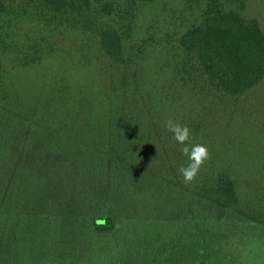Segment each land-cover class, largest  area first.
<instances>
[{
  "label": "trees",
  "instance_id": "1",
  "mask_svg": "<svg viewBox=\"0 0 264 264\" xmlns=\"http://www.w3.org/2000/svg\"><path fill=\"white\" fill-rule=\"evenodd\" d=\"M57 58L96 75L17 83ZM258 103L264 0H0V264H264V151L232 126ZM169 121L208 149L190 183Z\"/></svg>",
  "mask_w": 264,
  "mask_h": 264
},
{
  "label": "rangeland",
  "instance_id": "2",
  "mask_svg": "<svg viewBox=\"0 0 264 264\" xmlns=\"http://www.w3.org/2000/svg\"><path fill=\"white\" fill-rule=\"evenodd\" d=\"M155 41L148 42L147 46H145L147 48L146 50L149 53L150 58L154 59L155 61H159L161 59L160 58L158 60L159 52L160 50H164L166 52V56H171L172 62L177 61V57H175V54H177L178 52L177 49H172L170 45L163 41H161L162 44ZM168 41L171 44H175L173 42V39L171 38H168ZM57 59L51 60L47 64H44L37 69L22 70L17 72V83L20 86L24 87L26 90L35 92L38 91L43 85L47 84L48 78L56 73H66L67 78H69L71 82H82L84 78H87V75H96L94 74L95 72L93 69L77 70L76 68L68 65L65 60L60 58ZM154 65L156 66V63H154ZM86 86L89 85L86 84ZM260 92V90H254L250 94V96H258ZM259 106L261 105L258 103L257 105H255V108L251 111L255 114V117L258 119L257 122H255V117H251L252 114L249 113V108H246V110L244 111L237 110L236 115L232 119L234 122L232 125L233 129H236V132L239 131V134H241V132H245V134L248 136H244L242 140H251V143L253 145L251 144L250 148H254V151L249 153V156L251 157H255L256 155L264 151V121L261 119L260 113H258L257 108L260 109Z\"/></svg>",
  "mask_w": 264,
  "mask_h": 264
},
{
  "label": "clouds",
  "instance_id": "3",
  "mask_svg": "<svg viewBox=\"0 0 264 264\" xmlns=\"http://www.w3.org/2000/svg\"><path fill=\"white\" fill-rule=\"evenodd\" d=\"M167 127L173 133L174 140L178 144L184 145L181 148V152L187 156L189 163L187 167L182 166L178 171L182 175L183 181L190 183L195 179L200 167L209 159L208 149L206 146L200 144L193 145L191 148L188 147L189 129L187 126L173 124L169 121Z\"/></svg>",
  "mask_w": 264,
  "mask_h": 264
}]
</instances>
